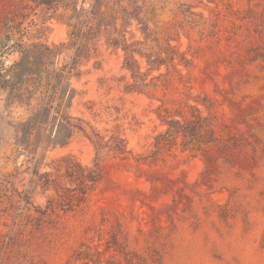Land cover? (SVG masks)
Returning a JSON list of instances; mask_svg holds the SVG:
<instances>
[{
	"label": "rangeland",
	"instance_id": "rangeland-1",
	"mask_svg": "<svg viewBox=\"0 0 264 264\" xmlns=\"http://www.w3.org/2000/svg\"><path fill=\"white\" fill-rule=\"evenodd\" d=\"M75 10L90 39L74 60ZM8 23L9 45L62 46L82 131L36 169L17 144L29 107L0 91V264H264V0H0V38ZM20 59L0 52V74ZM198 115L215 118L207 155L181 137L155 153ZM97 134L128 153H98ZM64 158L103 179L84 197Z\"/></svg>",
	"mask_w": 264,
	"mask_h": 264
},
{
	"label": "trees",
	"instance_id": "trees-1",
	"mask_svg": "<svg viewBox=\"0 0 264 264\" xmlns=\"http://www.w3.org/2000/svg\"><path fill=\"white\" fill-rule=\"evenodd\" d=\"M26 1L34 3L36 6H46L48 9L55 8L60 2V0ZM75 12L69 18L70 22L74 20L71 24L74 28L73 41L70 45L71 48H76L74 60L82 54L83 44L90 39V34L85 31L89 27L90 20H86V16L83 18V15L77 10ZM83 28L84 31H82ZM18 29L17 25L8 23L6 24L8 34L0 38L1 56L14 52L21 55L20 61L11 66L10 74H0V91L9 92L12 103L29 107V117L17 128V144L19 149L31 156L30 162L34 163L38 169L41 164L39 154H37L39 149L50 145L66 146L76 132L82 131V126L78 123L80 121L68 113L74 96L69 84L74 67L63 66L58 68L56 60L61 55L62 46L60 48L33 46L32 49H28L19 42L9 45L14 35L13 31H18ZM170 53V61H173L175 52L171 50ZM51 65L52 67H50ZM128 69L134 71L132 66H129ZM138 70L139 68L136 67L134 72L139 73ZM24 85H29L30 89L24 90ZM167 123L169 127L166 132L156 137V154L174 146L179 137L184 140V148L192 151L205 149L216 141L214 117L202 118L198 115L194 116L193 119L170 120ZM55 129L56 135L53 137ZM93 137L95 139L94 144L100 154L105 150L120 156H125L128 153L126 142L120 137H114L112 144L104 143L103 138L98 134ZM209 149L205 150L206 155ZM208 158L212 159L210 155ZM62 162L65 164L68 174L71 177H76L79 181V191L84 197L103 179V172L99 163L95 164L94 169H84L71 158H64ZM60 198L63 196L60 195ZM95 256L100 259L101 253L97 251ZM91 258V255H87L86 260L89 261ZM97 262L100 263L101 261L94 260V263Z\"/></svg>",
	"mask_w": 264,
	"mask_h": 264
}]
</instances>
